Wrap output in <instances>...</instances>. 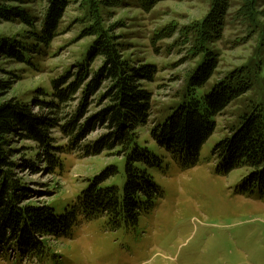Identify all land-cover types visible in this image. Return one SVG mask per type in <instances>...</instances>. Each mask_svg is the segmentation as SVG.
<instances>
[{
  "label": "rangeland",
  "instance_id": "obj_1",
  "mask_svg": "<svg viewBox=\"0 0 264 264\" xmlns=\"http://www.w3.org/2000/svg\"><path fill=\"white\" fill-rule=\"evenodd\" d=\"M209 2L166 0L144 12L134 0H122L107 10L104 18L107 25L121 26L116 34L122 39L127 59L136 62L134 65L139 62L156 67L153 81L142 82L152 94V110L149 124L139 129L137 139L141 148H148L160 160L157 167L146 168L159 191L153 209L142 214L137 224L129 228L108 225L104 218L84 220L79 216L66 236L48 242L49 250L40 258L19 260L11 254L10 258H0V264H264V194L245 186L248 169L228 171L226 162L215 153V146L230 135L229 130L244 111H252L253 105L261 106L264 114V41L259 46L264 33L261 36L248 33L246 23L238 15L242 0H231L222 37L213 45L219 61L210 84L235 68L256 67L259 57V70L250 89L216 118L215 132L200 149L196 163L170 154L148 133L153 122L165 115L167 107L177 102L176 94L199 60L189 55L190 46L183 44L180 32L206 15ZM45 6L46 0H36L26 8L41 19ZM81 6L72 0L59 24L58 35L46 50H40L25 63L0 59V69L5 73H0V80L12 81L7 98L32 105L31 111L37 117L52 111L35 107L34 101L53 100L49 95L58 91H54L52 81L74 72L76 63L83 60L92 42V37L78 38L86 26L81 21L85 13ZM259 9L264 11V5ZM261 21L264 23V18ZM170 25H175L172 36L157 39L155 34L170 29ZM23 30L17 22L0 20L1 37H14ZM24 53L29 56L28 52ZM80 100L78 92L58 104V109L53 111L59 124L69 121ZM95 106L94 102L90 104L87 116L96 111ZM104 131L97 127L69 151L68 138L58 129L53 130L56 146L62 147L58 153L61 166L48 173L43 163H37L36 174L29 170L17 172L36 193L29 202L48 204L56 214L62 215L88 181L110 166H116L119 174L112 176L107 185L122 189L123 161L108 153L96 157H84L82 153L83 146ZM12 148L17 150L14 157L18 163L34 157L31 150L35 147L30 141L14 138Z\"/></svg>",
  "mask_w": 264,
  "mask_h": 264
},
{
  "label": "trees",
  "instance_id": "obj_2",
  "mask_svg": "<svg viewBox=\"0 0 264 264\" xmlns=\"http://www.w3.org/2000/svg\"><path fill=\"white\" fill-rule=\"evenodd\" d=\"M34 1L0 0V20L17 22L24 28L14 37L0 36V59L25 63L40 50H46L58 35L59 24L72 2L46 0L44 14L37 19L26 8ZM134 1L142 11L150 12L166 0ZM77 2L84 9L81 21L86 25L78 38L92 37V42L83 60L76 63L74 72L52 81L54 91H58L49 95L53 100L34 101L35 107L52 112L37 117L31 111L32 105L14 97L8 99L12 81L0 80V258H10L11 254L19 260L40 258L49 250L48 242L66 236L79 216L84 220L104 218L114 227H134L142 214L153 209L159 195L146 168L157 167L160 160L148 148L137 144L139 129L149 124L152 110V94L143 83L153 81L156 67L139 65V62L134 65L136 62L127 59L122 39L116 34L121 26L107 25L104 21L106 11L121 4L122 0ZM261 5L264 0H242L238 12L248 33L259 36L264 33ZM230 7L231 0H210L206 15L180 32L183 44L190 46L189 55L199 60L187 75L182 90L176 94L177 102L167 107L165 115L153 122L148 132L159 147L188 162L198 161L200 149L215 132L216 118L250 89L259 70L260 58L257 57L256 67L235 68L210 84L219 61L213 45L222 37ZM170 26L155 34L156 38L171 37L175 25ZM263 41L260 38L259 46H263ZM0 73L4 72L0 69ZM78 92L81 100L77 111L69 121L59 124L54 112L58 104L70 100ZM93 102L96 111L87 116ZM97 127L105 131L83 146L82 153L84 157L108 153L123 161V188L107 185L112 176L119 174L116 166H110L88 181L87 187L62 215L56 214L48 204L30 203L31 195L36 193L17 172L29 170L36 174L37 163H43L48 173H54L61 166L58 153L62 147L56 146L52 131L58 129L67 137L68 150L72 151ZM229 131L230 135L215 146V153L226 162L228 171L248 169L245 186L257 188L264 194L263 108L253 105L252 111H244ZM14 138L32 142L34 157L19 163L15 161Z\"/></svg>",
  "mask_w": 264,
  "mask_h": 264
}]
</instances>
